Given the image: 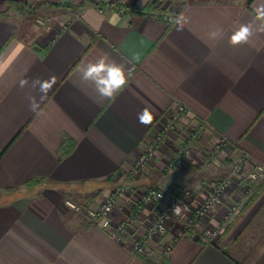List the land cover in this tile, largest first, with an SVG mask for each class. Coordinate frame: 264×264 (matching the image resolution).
<instances>
[{
	"label": "crops",
	"instance_id": "1",
	"mask_svg": "<svg viewBox=\"0 0 264 264\" xmlns=\"http://www.w3.org/2000/svg\"><path fill=\"white\" fill-rule=\"evenodd\" d=\"M67 1L31 22L26 10L0 0V264H264V192L249 206L243 202L228 226L213 220L220 232L209 242L199 225L176 235V222L144 239L139 209L122 204L119 193L111 220L135 211L128 233L145 240L140 253L112 239L87 212L94 192L132 185L128 173L140 150L180 104L186 112L177 114L138 189L168 194L218 181L244 155V171L252 161L264 166V21L256 19L264 0ZM111 1L137 10L95 6ZM150 10L168 15L150 17ZM181 15L187 23L178 30ZM241 24H251L253 34L233 46L230 36ZM213 26L222 30L217 40L208 37ZM104 53L132 71L115 99L101 98L81 79L80 68ZM52 76L46 95L33 86ZM145 108L153 117L148 125L138 119ZM193 129L204 137L190 143L187 163L166 166L168 145L189 139ZM219 136L228 145L213 152ZM199 155H207L205 166L191 161Z\"/></svg>",
	"mask_w": 264,
	"mask_h": 264
},
{
	"label": "built area",
	"instance_id": "2",
	"mask_svg": "<svg viewBox=\"0 0 264 264\" xmlns=\"http://www.w3.org/2000/svg\"><path fill=\"white\" fill-rule=\"evenodd\" d=\"M161 3V2H160ZM159 3V4H160ZM95 6L98 11H117L123 12L126 9L130 11L137 10L136 7H127L121 6L116 1H111L107 3H95ZM146 14L150 17H157L158 15H168V12L161 11H146ZM186 112L184 105H178L177 113L171 115V119L166 124L162 125L156 132L153 140L145 146L138 154L135 162L133 163L131 169L128 173V178H134V175L142 168L149 160V158L157 149L164 136L176 128V119L177 114ZM198 133V132H197ZM199 135V133H198ZM228 145V141L225 136H219L214 145L212 146V151L217 152ZM190 147V145H184L182 147H177L176 154L177 157L174 159V163H177L180 159V156L183 155V152ZM249 156L244 155L238 161L233 163L230 171V175L220 178L213 185H205L206 190L204 192V197L200 203L197 205H192L186 198L190 194L188 187H183L181 191L176 193L169 202L164 203L159 212L157 213L155 219L146 227L143 238L152 239L155 235L164 233L166 230V223L171 217L177 218L181 222V229L177 233L179 236L185 234L188 231H191L193 227L198 223L200 219L207 216V212L214 207H227V211L223 215V219H231L238 212L239 206L242 204V201L245 198V194L248 193V184L243 182L242 178L249 179L252 182H258L261 178L264 177V166L257 162H250L252 168L248 171H243V162L248 161ZM241 172V174H240ZM240 174L239 183L236 182V185L233 186L234 182L232 181L231 174ZM233 183V184H232ZM243 189V193L242 190ZM124 190V187L120 186L115 189V191L108 195L105 201L100 204L96 209H91L89 211V217L92 221L98 223V225L104 229L107 234L114 240L118 242H127L128 248L132 253L143 252L146 248L145 240L137 236H131L128 233V225L132 219L134 210H131L129 214L119 222H113L111 220L112 210L114 208V202L116 199L117 193H121ZM163 192L154 187H150L141 192L137 203H135V209H138L143 204L151 203L153 201H160L163 199ZM235 199V201H234ZM232 201V203H229ZM69 207L78 209L75 203L67 201ZM179 208L180 211L176 212L175 209ZM220 220H218L219 222ZM220 223V222H219ZM221 224V223H220ZM220 232L219 225H214L213 228H207L201 233V239L204 242H209L214 237H216ZM167 246L164 251L169 249Z\"/></svg>",
	"mask_w": 264,
	"mask_h": 264
},
{
	"label": "rangeland",
	"instance_id": "3",
	"mask_svg": "<svg viewBox=\"0 0 264 264\" xmlns=\"http://www.w3.org/2000/svg\"><path fill=\"white\" fill-rule=\"evenodd\" d=\"M10 2V6L15 9L16 11H19V7H21L22 9V12L23 14L25 13L24 11L26 10L27 11V15L24 17L26 20L28 21H36V16L38 18V15L40 14H43L45 13V11H48V10H51V9H55L57 6H61V7H68L70 6L72 3L68 2L67 0H8ZM164 2L165 0H161V2ZM7 2V0H6ZM171 2V1H169ZM79 4V3H78ZM20 12V11H19ZM175 129H173L174 131ZM198 130H195L193 129L192 131H190L189 133V139L185 140V139H175V140H172V143H170V145H168V153L163 155L164 157V164L166 166L169 167V165L173 166H179V165H182V164H186V160H185V156L186 155H181L180 156V159L177 163H172V160L170 157H172L170 154V152L172 150L170 149H174L175 148V151L177 149V147H182L184 145H187L188 144L190 145V143H192V141H194V139L196 140V142L200 141V139H202V137H204V134L202 133V131L198 132L199 135H198ZM214 145V142L211 143L210 145V149L212 150V146ZM173 146V147H172ZM162 147V144L157 148L155 149L154 153L152 154V156L149 158L148 162L142 167L139 169V171L134 175V178H129V181L130 183H132L131 186L125 184V188L123 191H121V196L123 197V202L122 204H129V205H134L135 203H137L138 199H139V196L141 194L142 191H144V189H138L137 187L140 185V180L142 179L143 177V173L144 171L146 170L147 168V164L155 157L156 155V151L160 150V148ZM141 151V150H140ZM187 154L190 153V147H188V149L186 150ZM186 152H183L186 153ZM206 157L207 155H199L198 157H196L195 159H192L191 161L196 163V164H199L200 166H205L206 163ZM233 165V163H232ZM232 165L230 166V168L232 167ZM231 171V169H230ZM242 173H244V169H241ZM244 171V172H243ZM241 174V172H240ZM240 174H231V178H232V181L234 182L233 186L236 185V182L239 183V175ZM227 175H230V172L229 173H226L223 175L224 176H227ZM221 177V178H223ZM243 179V182H246L248 184V193H244L243 192V189L242 192L245 194V198L244 200L242 201L245 202L249 199V197H251L253 191H254V187L256 185H258L260 183L261 180L264 179L261 178L260 180H258V182H252L250 181L249 179H246L245 177L242 178ZM215 182H217V180H212V181H205V182H202L198 185L194 184V183H188V184H185V185H182V186H175L174 188H171L169 191V193H165L163 192V199L160 200V201H153L151 203H147V204H143L140 208H138V212L136 213L135 215V218H138L140 220V224L141 226L143 227V231H145L146 227L151 223V221H153L157 215V213L159 212L161 206L166 203V202H169L172 197L178 193L179 191H181L183 189V187H188L189 188V191H190V194L187 195V200L192 204V205H197L198 203H200L204 197V192L206 190L207 187H205V185H213ZM120 187V185H116L115 187H113L107 194H103L101 193V190H98L96 192H94L92 194V203L88 206V215H89V211L91 209H96L100 204H102L105 199L107 198L108 195L112 194L116 188ZM158 189V188H157ZM264 189L256 196L254 197V199H252L251 203L250 204H253L257 198L261 195V197L264 195ZM76 194H79L77 192H75ZM263 193V195H262ZM74 195V197H78L77 195ZM119 194V193H117ZM81 196V195H80ZM79 196V197H80ZM117 196V195H116ZM235 201V199H234ZM73 203V202H72ZM229 203H232V201H229ZM77 205V203H76ZM247 205V206H249ZM79 206V204L77 205ZM227 207L228 205H226V207H214V209H211L207 212V216L203 217L202 219H200L198 221V223H196V225L198 226H201V233L207 229L208 227L209 228H213L214 227V221L215 220H220L219 222L221 223L222 226H228L229 223H230V220L231 219H223V215L225 214V212L227 211ZM74 209V208H73ZM115 207L113 208L112 210V213L114 211ZM241 209V205L239 206L238 208V211ZM235 216V215H234ZM214 220V221H213ZM176 222V235L177 233L180 231L181 229V222L175 218V217H171L170 219H168L167 223H166V230L165 231H168L169 228L171 226L174 225V223ZM162 234V233H161ZM161 234H158V235H155V237H153L152 239H156L158 238ZM171 242H168L167 244H165L163 246V250L167 248L168 245H170Z\"/></svg>",
	"mask_w": 264,
	"mask_h": 264
},
{
	"label": "clouds",
	"instance_id": "4",
	"mask_svg": "<svg viewBox=\"0 0 264 264\" xmlns=\"http://www.w3.org/2000/svg\"><path fill=\"white\" fill-rule=\"evenodd\" d=\"M256 19L264 21V9H257ZM175 22L179 25L178 30H182L185 23H187V18L181 15L176 18ZM258 31L264 32V25H262ZM252 34L251 24H241L230 36L229 42L233 46L247 43ZM221 36L222 30L215 26H213L208 33L209 39L212 40H217L221 38ZM80 72L81 79L94 85L95 91L101 98L105 99H115L116 96L124 90L132 77L131 69L126 72L123 65L117 64L114 60H111L106 53L102 54L95 62H89L86 66H82ZM26 83V80L21 81V86H24ZM55 83L56 77L52 76L43 81L39 79L35 80L33 86L39 85L40 92L46 95ZM33 107H36L34 98ZM138 119L141 124L148 125L152 122L153 117L150 111L145 108L138 114ZM175 211L179 212L180 209L176 208Z\"/></svg>",
	"mask_w": 264,
	"mask_h": 264
},
{
	"label": "trees",
	"instance_id": "5",
	"mask_svg": "<svg viewBox=\"0 0 264 264\" xmlns=\"http://www.w3.org/2000/svg\"><path fill=\"white\" fill-rule=\"evenodd\" d=\"M154 1L155 0H153V2ZM263 189H264V179L261 180L260 183L254 187V191H253L251 197H249V199L246 201L245 205H249V203H251L252 199H254V197H256ZM162 264H163V262H162Z\"/></svg>",
	"mask_w": 264,
	"mask_h": 264
}]
</instances>
